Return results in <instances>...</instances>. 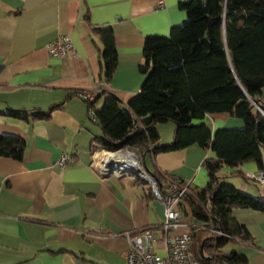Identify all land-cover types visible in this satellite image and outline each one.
<instances>
[{
	"label": "crops",
	"instance_id": "0c3cea01",
	"mask_svg": "<svg viewBox=\"0 0 264 264\" xmlns=\"http://www.w3.org/2000/svg\"><path fill=\"white\" fill-rule=\"evenodd\" d=\"M179 1L0 0V134L22 137L25 149L20 159L0 155V264H126L131 247L126 233L144 227L160 232L165 208L157 198H148L146 190L153 192L152 185L136 172L106 171L115 161L112 152L91 145L101 134L100 125L89 118L87 103L75 92L97 84L99 58L91 29L110 25L118 63L102 91L118 95L125 106L145 78L139 65L145 62L146 36H170L171 27L187 19ZM61 35L72 38L75 51L51 56L46 46ZM104 92L96 98V108ZM54 104L61 107L53 109L49 120L10 117L7 112L49 111ZM205 116L213 134L242 125L229 113ZM158 130L160 143L172 140L171 123L158 125ZM121 152L130 151H115ZM63 153L75 162L62 169L58 159ZM209 155L193 144L147 154L143 165L202 189L209 181L202 161ZM258 169L254 162L226 168L222 180L237 178L229 175L234 171ZM248 183L240 182L238 188L264 195ZM182 205V217L191 225L192 208L186 200ZM232 215L250 232L252 244L242 243L249 264H264L263 211L236 208ZM156 247L161 252L163 244Z\"/></svg>",
	"mask_w": 264,
	"mask_h": 264
},
{
	"label": "trees",
	"instance_id": "16d2710c",
	"mask_svg": "<svg viewBox=\"0 0 264 264\" xmlns=\"http://www.w3.org/2000/svg\"><path fill=\"white\" fill-rule=\"evenodd\" d=\"M178 5L187 19L172 26L170 36H146L142 50L145 62L139 65L145 78L123 107L118 95L102 91L118 63L115 33L110 25L92 27L91 41L98 50L100 71L96 83H102L96 98L103 92L106 97L98 108L96 98L86 102L89 110H95L101 130L91 145L98 144L112 153L133 151L143 167V158L150 153L174 152L193 144L209 151L211 155L202 161L208 171L207 185L202 189L189 185L190 194L183 198L194 217L185 228L192 234L191 253L202 264H211L214 254L219 264H249L246 254L223 248L232 241H251L249 230L238 223L232 211L250 208L264 213V195H250L222 182L226 177L222 172L251 162L264 171V0H182ZM56 107L61 106L54 104L49 111L7 112L10 117L49 120ZM211 113H229L243 119V126L220 128L213 134L203 121ZM146 116L152 119L149 125L142 124ZM196 119L201 122L196 123ZM165 122H172L174 134L164 144L160 143L158 125ZM24 152L22 137L0 134V155L20 159ZM144 168L157 182L159 193L164 194L166 177L175 179L166 172ZM229 175L257 185L241 170ZM146 194L156 198L150 187ZM211 223L230 237L214 236L208 229Z\"/></svg>",
	"mask_w": 264,
	"mask_h": 264
},
{
	"label": "built area",
	"instance_id": "2783aa9c",
	"mask_svg": "<svg viewBox=\"0 0 264 264\" xmlns=\"http://www.w3.org/2000/svg\"><path fill=\"white\" fill-rule=\"evenodd\" d=\"M162 6V3L159 4ZM72 38L69 35H61L58 39L49 42L46 46L51 56H63L75 51L73 47ZM102 89L101 84L97 83L90 89L85 91H77L75 94L86 102L94 101L98 92ZM95 110H89V118L96 121ZM144 124V122H142ZM113 164H108L106 171L115 173H128L136 172L138 177L144 178L152 185V189L156 198L162 203L165 208L164 220L160 225V232L149 230L132 231L126 233L127 240L130 241V249L126 253V264H202L191 253L192 242L191 235L188 230L179 231L180 226H190V223L185 222L183 213V198L186 194H190L189 185L191 181L185 180V183H181L182 180L175 178L171 179L166 177V186H164V194L158 192L157 182L151 178L149 179L148 171L142 166L141 159L135 152H125L116 154L115 151L111 154ZM59 166L63 169L67 164L75 162L73 156L63 153L58 159ZM119 160V161H118ZM150 175V174H149ZM244 175L259 185H264V171L258 169L257 171H245ZM210 231L214 233V236L220 235L229 238L230 235L226 232L209 226ZM239 242V240H237ZM163 244V249L160 252L157 250V243ZM240 244H252L251 241L239 242ZM217 258L213 255L211 264H218Z\"/></svg>",
	"mask_w": 264,
	"mask_h": 264
},
{
	"label": "rangeland",
	"instance_id": "374dc122",
	"mask_svg": "<svg viewBox=\"0 0 264 264\" xmlns=\"http://www.w3.org/2000/svg\"><path fill=\"white\" fill-rule=\"evenodd\" d=\"M238 119H240L241 121H242V125L240 126V127H242L243 126V119H241V118H238ZM195 122L196 123H199V122H201L200 120L198 121L197 119L195 120ZM168 123H171L172 124V122H165V123H162L160 126H162L163 124H168ZM240 127H237V128H240ZM224 128H234V127H224ZM223 128V129H224ZM237 128H235V129H237ZM141 159V158H140ZM227 181V182H226ZM222 182H225V183H230V182H234V184H235V186L237 187V189H240V188H238L239 187V184H240V182H243V183H245L246 181L244 180V178L243 177H241V176H239V177H237V178H234V177H228V178H226V180L224 179V181L222 180ZM249 184V187L250 188H254V189H256V190H259V189H261L263 192H264V186H262V185H259V184H254L253 182L252 183H248ZM259 193V192H258ZM230 249H235L236 251H238L239 253H244L243 252V249H244V245L243 244H240L239 242H235V241H232V242H230L226 247H224L223 248V251H227V252H229V250ZM219 264V263H218Z\"/></svg>",
	"mask_w": 264,
	"mask_h": 264
},
{
	"label": "water",
	"instance_id": "95a60500",
	"mask_svg": "<svg viewBox=\"0 0 264 264\" xmlns=\"http://www.w3.org/2000/svg\"><path fill=\"white\" fill-rule=\"evenodd\" d=\"M255 105L258 107L257 109H259V106L257 105L256 102H255ZM259 111H260V110H259ZM143 120H144V123H145V124L149 125V123H151V120H152V119L150 118V116H149V117L146 116V117L143 118ZM147 176L149 177V179L152 178V176H150L149 173H148ZM152 179H153V178H152ZM153 181H154V179H153Z\"/></svg>",
	"mask_w": 264,
	"mask_h": 264
},
{
	"label": "bare ground",
	"instance_id": "6f19581e",
	"mask_svg": "<svg viewBox=\"0 0 264 264\" xmlns=\"http://www.w3.org/2000/svg\"><path fill=\"white\" fill-rule=\"evenodd\" d=\"M120 155V154H119ZM119 161V160H118Z\"/></svg>",
	"mask_w": 264,
	"mask_h": 264
}]
</instances>
